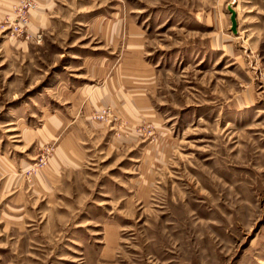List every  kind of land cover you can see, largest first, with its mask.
<instances>
[{"label":"rangeland","instance_id":"374dc122","mask_svg":"<svg viewBox=\"0 0 264 264\" xmlns=\"http://www.w3.org/2000/svg\"><path fill=\"white\" fill-rule=\"evenodd\" d=\"M0 264H264V0H0Z\"/></svg>","mask_w":264,"mask_h":264},{"label":"water","instance_id":"95a60500","mask_svg":"<svg viewBox=\"0 0 264 264\" xmlns=\"http://www.w3.org/2000/svg\"><path fill=\"white\" fill-rule=\"evenodd\" d=\"M230 10H231V13H232V17H231L232 24H233L232 29H233L234 32H237L238 31L237 30V26H238L237 13L234 10V8H232V7H230Z\"/></svg>","mask_w":264,"mask_h":264},{"label":"built area","instance_id":"2783aa9c","mask_svg":"<svg viewBox=\"0 0 264 264\" xmlns=\"http://www.w3.org/2000/svg\"><path fill=\"white\" fill-rule=\"evenodd\" d=\"M28 18L26 16H22V19L20 20L21 26L28 24Z\"/></svg>","mask_w":264,"mask_h":264},{"label":"bare ground","instance_id":"6f19581e","mask_svg":"<svg viewBox=\"0 0 264 264\" xmlns=\"http://www.w3.org/2000/svg\"><path fill=\"white\" fill-rule=\"evenodd\" d=\"M234 10L236 11V9L234 8ZM237 12V11H236Z\"/></svg>","mask_w":264,"mask_h":264}]
</instances>
